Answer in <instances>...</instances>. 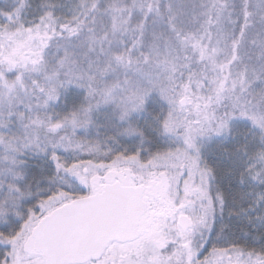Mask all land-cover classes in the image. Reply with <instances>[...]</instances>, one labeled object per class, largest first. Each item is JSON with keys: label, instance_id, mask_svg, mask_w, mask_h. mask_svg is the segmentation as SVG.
I'll use <instances>...</instances> for the list:
<instances>
[{"label": "snow or ice", "instance_id": "1", "mask_svg": "<svg viewBox=\"0 0 264 264\" xmlns=\"http://www.w3.org/2000/svg\"><path fill=\"white\" fill-rule=\"evenodd\" d=\"M0 264H264V0H0Z\"/></svg>", "mask_w": 264, "mask_h": 264}]
</instances>
